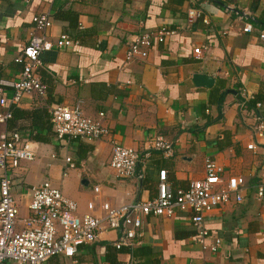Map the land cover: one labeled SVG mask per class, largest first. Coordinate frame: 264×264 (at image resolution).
Here are the masks:
<instances>
[{"label":"crops","instance_id":"obj_1","mask_svg":"<svg viewBox=\"0 0 264 264\" xmlns=\"http://www.w3.org/2000/svg\"><path fill=\"white\" fill-rule=\"evenodd\" d=\"M191 8H202L209 24L203 18L189 24ZM45 14L53 21L51 40L68 35L75 43L40 55L45 97L26 95L19 104L0 105V114L13 112L0 133L17 130L37 147L36 160L11 173L20 218L30 214L32 188L46 181L78 204L77 215L100 216L103 202L118 207L156 198L160 170L176 190L205 178L206 159L217 162L225 178L246 180L242 203L206 216L208 243L223 242L216 253L198 243L191 213L178 212L145 217L132 248L117 249L119 233L108 230L74 258L55 257L48 264H264V197L257 195L264 186V139L251 129L255 115L264 116L255 105L264 104V0H0V88L9 101L23 70L16 59L40 34L34 16ZM248 23L251 33L244 32ZM162 28L177 33L144 58L126 61L130 41ZM198 73L214 77V86L197 87ZM78 102L89 117L105 113L108 137L70 144L57 139L52 106ZM156 137L175 147L174 156L153 152L137 178H118L112 142L145 152Z\"/></svg>","mask_w":264,"mask_h":264},{"label":"built area","instance_id":"obj_2","mask_svg":"<svg viewBox=\"0 0 264 264\" xmlns=\"http://www.w3.org/2000/svg\"><path fill=\"white\" fill-rule=\"evenodd\" d=\"M191 3L198 0H190ZM247 14V13H246ZM245 14V15H246ZM189 24L203 18V9L191 8L188 12ZM36 31L40 34L31 37L16 62L23 64L18 80L13 84L14 95L9 101L4 89L0 88V105L7 108L8 103L19 104L26 95H47V86L41 81L38 69L42 66L40 55L54 48L62 49L75 42L68 35H61L56 41L50 39L48 31L53 21L48 15H36L33 18ZM245 33L253 32V25L248 23ZM176 30L162 28L146 31L128 43L126 61L144 58L153 45L164 44ZM264 41V33L261 34ZM196 54H202L200 48ZM251 100L255 101L254 98ZM256 108L264 110L262 102H255ZM246 103L241 104L246 108ZM54 132L59 141L70 144L74 140H102L110 135L105 124V113L97 117L85 114L81 103L75 105L56 104L51 108ZM261 114V113H260ZM13 119L12 110L0 114V126L6 127ZM252 132L255 138L264 139V116L255 115ZM111 166L120 179H133L138 176L140 165L147 163L153 152L166 157H173L175 147L163 137L149 141L145 152L112 142ZM37 158V147L32 141L25 140L17 130L4 129L0 133V264H48L55 257L74 258L82 246L91 245L99 240L105 231H117L118 239L114 243L117 249L132 248L143 235V220L148 216L171 218L178 212H190L195 237L204 251L216 253L222 247V240L215 238L211 243L210 231L206 227V216L216 208L231 202L242 203L246 189V180L242 176L224 177L223 168L214 160L206 159L204 179L193 181L186 189H174L168 181L166 170H160L156 198L136 201L122 206H113L103 202L100 216L76 214L78 204L66 197L51 182L46 181L32 188L30 214L19 217V207L12 194L13 180L11 173L22 162H31ZM66 162L74 167L72 158ZM66 176V174H64ZM99 192V187L95 188ZM258 198L264 197V186L258 187ZM92 210L93 204L89 205Z\"/></svg>","mask_w":264,"mask_h":264},{"label":"water","instance_id":"obj_3","mask_svg":"<svg viewBox=\"0 0 264 264\" xmlns=\"http://www.w3.org/2000/svg\"><path fill=\"white\" fill-rule=\"evenodd\" d=\"M193 82L197 87L212 88L215 84V78L209 74H195Z\"/></svg>","mask_w":264,"mask_h":264},{"label":"trees","instance_id":"obj_4","mask_svg":"<svg viewBox=\"0 0 264 264\" xmlns=\"http://www.w3.org/2000/svg\"><path fill=\"white\" fill-rule=\"evenodd\" d=\"M260 102V101H259ZM263 103V102H262Z\"/></svg>","mask_w":264,"mask_h":264}]
</instances>
